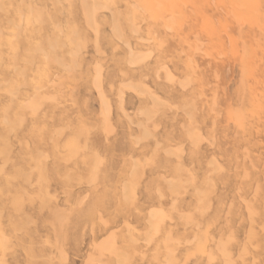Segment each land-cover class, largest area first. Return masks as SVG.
<instances>
[{"label":"rangeland","instance_id":"rangeland-1","mask_svg":"<svg viewBox=\"0 0 264 264\" xmlns=\"http://www.w3.org/2000/svg\"><path fill=\"white\" fill-rule=\"evenodd\" d=\"M0 264H264V0H0Z\"/></svg>","mask_w":264,"mask_h":264},{"label":"crops","instance_id":"crops-1","mask_svg":"<svg viewBox=\"0 0 264 264\" xmlns=\"http://www.w3.org/2000/svg\"><path fill=\"white\" fill-rule=\"evenodd\" d=\"M124 145H125V144H124ZM124 157H126L125 154L123 155V158H124ZM108 158H109V157H108ZM109 160H110V162H111V165H114L113 162H112V160H111V159H109ZM123 161H124V160H123ZM123 161H122V163H123ZM122 163H120V164H122ZM123 181H124V180H123Z\"/></svg>","mask_w":264,"mask_h":264},{"label":"bare ground","instance_id":"bare-ground-1","mask_svg":"<svg viewBox=\"0 0 264 264\" xmlns=\"http://www.w3.org/2000/svg\"><path fill=\"white\" fill-rule=\"evenodd\" d=\"M76 33V32H75ZM194 36V35H193ZM197 37V36H196ZM71 43V42H70ZM50 45V44H49ZM74 45V44H73ZM81 46V45H80ZM50 49V48H49ZM78 49V48H77ZM65 54V53H64ZM25 71V70H24ZM97 87V86H96ZM134 88H136V87H134ZM139 93V92H138ZM105 101V100H104ZM156 101H157V99H156ZM107 104V103H106ZM105 125V124H104ZM134 179V178H133ZM47 190V189H46ZM58 206V205H57ZM173 221V220H172ZM3 241V240H2ZM5 245V244H4ZM243 253H245V252H243Z\"/></svg>","mask_w":264,"mask_h":264}]
</instances>
